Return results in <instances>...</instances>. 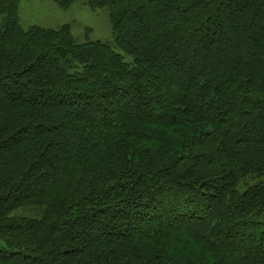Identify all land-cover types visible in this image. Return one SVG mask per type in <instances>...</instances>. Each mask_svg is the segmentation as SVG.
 Masks as SVG:
<instances>
[{
  "label": "trees",
  "instance_id": "trees-1",
  "mask_svg": "<svg viewBox=\"0 0 264 264\" xmlns=\"http://www.w3.org/2000/svg\"><path fill=\"white\" fill-rule=\"evenodd\" d=\"M20 2L0 0V264H264V0H86L114 47L22 28Z\"/></svg>",
  "mask_w": 264,
  "mask_h": 264
},
{
  "label": "rangeland",
  "instance_id": "rangeland-1",
  "mask_svg": "<svg viewBox=\"0 0 264 264\" xmlns=\"http://www.w3.org/2000/svg\"><path fill=\"white\" fill-rule=\"evenodd\" d=\"M1 21L2 17L0 24ZM19 22L25 29L31 26L59 29L67 25L77 44L102 42L114 47V37L106 10H91L86 0H78L67 9H60L49 0H21ZM116 51L123 56L124 61H130L120 50Z\"/></svg>",
  "mask_w": 264,
  "mask_h": 264
}]
</instances>
